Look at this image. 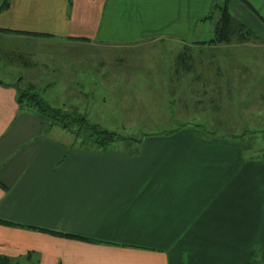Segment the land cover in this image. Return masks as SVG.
<instances>
[{"label":"crops","instance_id":"0c3cea01","mask_svg":"<svg viewBox=\"0 0 264 264\" xmlns=\"http://www.w3.org/2000/svg\"><path fill=\"white\" fill-rule=\"evenodd\" d=\"M215 5L11 0L0 10L2 61L31 69L17 78L0 66L9 79L0 78L1 255L12 264H264L263 161L243 159L231 141L193 138L142 140L133 148L141 152L106 149L105 155L19 100L21 81L46 98L42 91L49 83L42 79L54 80L57 65L37 63L45 61L42 44L69 50L146 41L176 50L206 45L200 26L217 23L221 12ZM228 8L264 42V0H229ZM64 64L67 77L69 69L82 66L80 60ZM108 65L112 76H106L118 78L106 83L119 84L120 71L135 68ZM96 66L102 71L106 64ZM48 69L42 77L32 72ZM77 82L76 95L95 100L96 83L87 92L86 82ZM68 86L65 93L72 94Z\"/></svg>","mask_w":264,"mask_h":264},{"label":"rangeland","instance_id":"374dc122","mask_svg":"<svg viewBox=\"0 0 264 264\" xmlns=\"http://www.w3.org/2000/svg\"><path fill=\"white\" fill-rule=\"evenodd\" d=\"M215 25L216 19L200 26L203 32L199 38L207 40L208 44L191 43L178 50L174 45L170 48V44L149 46V41L131 44L130 48L94 45L82 49V46L80 49L70 47L71 50L59 43L42 44L40 58L45 57V61L37 63L56 64L57 67L53 81L44 77L41 82L49 83L42 91L48 100L39 95L53 107L74 116L82 115L89 122L120 135L121 140L100 149L86 128L80 131L79 138L84 144L89 148L95 146L104 154L106 149L123 154L141 152L133 149L141 140L187 141L193 138L231 141L243 159L264 162V42L261 35L252 31L254 36L247 41L235 39L232 43L211 45L216 35L211 31ZM9 54L11 52L6 54L7 58L11 57ZM15 56L19 58L18 54ZM2 59L0 56L3 71L13 76L20 74L17 78L31 71L25 66L16 68L15 64H5ZM77 60L82 63L81 68L69 69L71 76L67 77L64 63ZM117 62L135 68L120 71L119 84L106 83L108 79L118 78L117 75L114 78L106 76H112L106 69L108 64ZM95 63H104L106 67L100 71L96 66L98 70H95ZM32 72L42 77L49 69ZM1 75L0 72L1 79L9 80ZM80 79L86 82L87 92L96 83L95 100L90 94L84 97L86 100L76 95ZM20 83L21 92L30 89L25 80ZM67 84L72 94L65 93ZM24 103L30 106L26 100Z\"/></svg>","mask_w":264,"mask_h":264},{"label":"trees","instance_id":"16d2710c","mask_svg":"<svg viewBox=\"0 0 264 264\" xmlns=\"http://www.w3.org/2000/svg\"><path fill=\"white\" fill-rule=\"evenodd\" d=\"M10 1L2 0L0 10L8 8ZM218 1L216 0L215 8L219 9L221 14L216 23V35L211 40V43L228 44L232 43L235 39L238 41H247L253 38V32L230 14L228 8L229 0H223V5H220ZM29 88V90L20 91L19 100L21 102L26 100L42 117L50 119L51 124H61L63 127L71 129L77 137H79L80 131L86 128L87 132L100 148H108L110 144L121 140V136L114 131H110L97 123H91L82 115L74 116L61 108L51 106L38 92L33 91L32 87ZM0 223H3V221H0ZM0 264H12V259L0 254Z\"/></svg>","mask_w":264,"mask_h":264}]
</instances>
